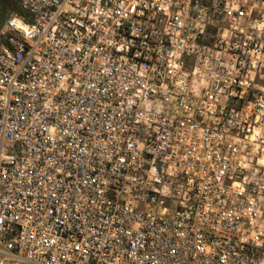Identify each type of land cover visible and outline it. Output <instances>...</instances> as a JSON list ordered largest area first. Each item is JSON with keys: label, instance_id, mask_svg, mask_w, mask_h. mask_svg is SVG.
<instances>
[{"label": "built area", "instance_id": "obj_1", "mask_svg": "<svg viewBox=\"0 0 264 264\" xmlns=\"http://www.w3.org/2000/svg\"><path fill=\"white\" fill-rule=\"evenodd\" d=\"M17 5L0 264H264V0Z\"/></svg>", "mask_w": 264, "mask_h": 264}, {"label": "rangeland", "instance_id": "obj_2", "mask_svg": "<svg viewBox=\"0 0 264 264\" xmlns=\"http://www.w3.org/2000/svg\"><path fill=\"white\" fill-rule=\"evenodd\" d=\"M13 1L17 3V0ZM13 13L15 12L9 9L5 12L0 9V20L3 21L1 26L5 23L6 19ZM251 153L253 154L254 167L261 169V173L264 175V126L262 127V131L260 132L259 140L256 141L251 147ZM262 258L264 260V257Z\"/></svg>", "mask_w": 264, "mask_h": 264}, {"label": "trees", "instance_id": "obj_3", "mask_svg": "<svg viewBox=\"0 0 264 264\" xmlns=\"http://www.w3.org/2000/svg\"><path fill=\"white\" fill-rule=\"evenodd\" d=\"M0 9L5 12L6 10H12L21 15H24V11L17 5V3L13 0H0ZM2 20H0V26L2 24Z\"/></svg>", "mask_w": 264, "mask_h": 264}]
</instances>
